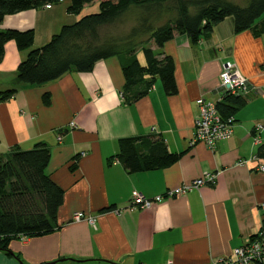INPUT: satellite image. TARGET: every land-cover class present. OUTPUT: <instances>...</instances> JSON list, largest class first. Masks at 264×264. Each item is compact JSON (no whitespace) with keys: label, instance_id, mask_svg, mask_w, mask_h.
<instances>
[{"label":"crops","instance_id":"obj_1","mask_svg":"<svg viewBox=\"0 0 264 264\" xmlns=\"http://www.w3.org/2000/svg\"><path fill=\"white\" fill-rule=\"evenodd\" d=\"M61 2L8 14L0 23V29L32 30L34 35L28 49L8 41L0 57V91L14 90L0 101V156L14 147L44 143L50 151L47 171L64 190L53 231L11 240L10 253L0 250V264H206L230 255L262 227L264 217V170L256 168L264 159H254L258 144L252 137L253 127L264 122V33H235L226 17L210 38L195 44L175 34L158 49L174 61L173 95L156 81L147 94L125 102L116 57L43 84L21 82L17 66L28 50L80 16L68 13V0ZM225 61L237 65L250 88L233 115L231 136L210 149L191 142L195 100L219 97ZM147 135H160L179 158L163 168L127 171L115 156L118 140ZM240 159L246 163L237 165ZM206 171H218L214 183L167 196ZM133 192L162 200L132 208ZM78 211L93 216L95 227L72 220Z\"/></svg>","mask_w":264,"mask_h":264},{"label":"trees","instance_id":"obj_2","mask_svg":"<svg viewBox=\"0 0 264 264\" xmlns=\"http://www.w3.org/2000/svg\"><path fill=\"white\" fill-rule=\"evenodd\" d=\"M62 0H0V23L4 16L19 11L57 4ZM67 11L78 19L64 24L45 44L28 50L17 66L21 82L43 84L68 71L87 72L101 59L116 57L124 77L122 95L133 102L159 80L164 92H177L174 61L168 54L155 52L150 40L161 49L175 34H184L190 43L210 38L214 26L232 17L233 31L264 33V0H68ZM93 4L91 10H84ZM131 9L140 10L137 23L123 37L103 36V27L114 23ZM166 14V19L163 20ZM33 31L0 29V57L5 44L13 41L18 49H28ZM142 54V61L136 47ZM14 90L0 91V101ZM49 96H44L47 103ZM241 96L225 95L217 104L222 116L234 115L244 104ZM116 158L129 172L163 168L174 163L180 153L169 152L160 135L125 137L118 140ZM255 156L264 159V141ZM50 151L44 143L30 149L14 147L0 156V250L10 253L9 242L17 237L47 234L56 226V213L64 190L47 171ZM76 168V159L70 169ZM264 229V217L262 227Z\"/></svg>","mask_w":264,"mask_h":264},{"label":"built area","instance_id":"obj_3","mask_svg":"<svg viewBox=\"0 0 264 264\" xmlns=\"http://www.w3.org/2000/svg\"><path fill=\"white\" fill-rule=\"evenodd\" d=\"M50 7L51 4H45ZM264 71V65H263ZM249 83L246 77L240 72L237 65L232 61H225L219 74V97L209 99L198 97L195 103L198 112L194 118V130L191 142H202L210 149H213L216 143L228 139L232 134V126L234 117L232 115L222 116L218 111L217 104L225 95L241 96L246 98V93L249 91ZM74 127L73 122L70 123ZM252 137L256 144L264 141V123H257L252 130ZM254 159H258L256 156ZM246 163L245 159H240L237 165ZM257 170L263 171L264 164L258 163ZM218 171H206L198 178L193 179L188 183H183L175 189L168 190L167 196L175 194H183L193 188H199L204 184L214 183ZM161 195L154 197H146L138 192H133L130 200L132 208H148L153 203L160 202ZM119 210L115 209L117 213ZM74 221H86L92 227H95V218L78 211L72 215ZM169 264V263H167ZM206 264H264V229L260 228L257 232L246 236L242 242L237 245L232 253L227 256L219 257L208 261Z\"/></svg>","mask_w":264,"mask_h":264},{"label":"rangeland","instance_id":"obj_4","mask_svg":"<svg viewBox=\"0 0 264 264\" xmlns=\"http://www.w3.org/2000/svg\"><path fill=\"white\" fill-rule=\"evenodd\" d=\"M233 2H236L238 4H245L247 0H232ZM63 2H59L57 4H62ZM140 10L137 9H131L127 13H125L123 16H121L118 20H116L114 23H111L110 25H107L103 27L100 31V34L103 36H110V37H123L125 35H128L130 28H132L138 20V16L141 14L139 12ZM140 13V14H139ZM166 14L164 15L163 20H165ZM232 19V17H229ZM148 46L154 49V51L157 53L158 50L155 49L156 46L154 45L153 41L150 40L148 42ZM140 47H136L137 51ZM138 56L140 57L141 61L142 59V54L138 51L137 52ZM159 82V80H157ZM259 123H264V122H259Z\"/></svg>","mask_w":264,"mask_h":264}]
</instances>
